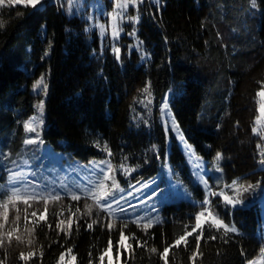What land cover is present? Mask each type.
<instances>
[{
    "label": "trees",
    "instance_id": "16d2710c",
    "mask_svg": "<svg viewBox=\"0 0 264 264\" xmlns=\"http://www.w3.org/2000/svg\"><path fill=\"white\" fill-rule=\"evenodd\" d=\"M105 3L109 9L113 0ZM137 10L135 25L122 24L117 54L90 27L87 11H68L64 0L35 9L0 5V155L24 147V123L43 95L33 84L43 76L42 136L54 149L80 160L109 158L132 181L167 166L203 200L178 136L165 128L167 97L181 139L208 161L211 210L237 231L225 235L211 222L193 231L198 205L176 197L148 224L80 217L62 227L69 212L59 218L48 209L30 216L28 234L0 235V264H57L66 252L74 264H101L109 247L115 255L120 248L122 264H245L264 248V124L253 132L264 89V0H143ZM248 185L255 187H240ZM224 195L241 204L233 208Z\"/></svg>",
    "mask_w": 264,
    "mask_h": 264
},
{
    "label": "rangeland",
    "instance_id": "374dc122",
    "mask_svg": "<svg viewBox=\"0 0 264 264\" xmlns=\"http://www.w3.org/2000/svg\"><path fill=\"white\" fill-rule=\"evenodd\" d=\"M142 1L136 0L133 4L129 0L127 8L121 10L116 8L115 0L109 9L105 0H64L68 11H87L90 27L95 28L102 41L109 42L113 50L118 48L116 42L123 30L122 24L137 23V9ZM43 81L46 84L45 77ZM34 90L43 93L42 97L35 99L34 113L25 121L30 122L35 129V131L25 129L26 140L34 142L29 144L24 142V147L14 156L10 155L9 150L8 154L5 152L0 155L2 164L6 166L3 184L5 195L0 196V235L9 233L15 237H22L28 234L31 231L28 220L30 216L38 211L44 213L48 209L56 213L59 218L62 217L60 216L62 211L69 212L66 218L60 220L62 227H69L80 217L102 220L108 225H115L125 220L148 224L161 218L160 210L163 204L170 202L173 197L195 202L198 208L203 202H209L210 190L205 177L209 169L208 161L198 156L193 148L181 139L177 124L166 103L167 97L162 104L165 128L178 136L179 145L186 156L194 179L205 191L203 200L194 198L191 189L176 178L167 166L166 169L161 167L155 176L132 181L129 179V172L113 165L109 158L80 160L64 151L54 149L42 136L46 97L43 85ZM259 93H264V89ZM258 97L260 110L257 118L259 122L256 120L255 126L257 131L264 124V95ZM41 102H43L42 111L39 108ZM12 174H17L15 180L9 179ZM162 178L165 180L164 185L158 184ZM101 181L103 187H100ZM13 191H17V195L13 196ZM73 194L79 196V199H72ZM54 196H58L59 199H53ZM211 212L213 213L212 210ZM204 222L200 220L201 224ZM209 222H212L211 217ZM124 239L123 235L122 246ZM262 249L245 264L249 261L252 264H264ZM57 264H74L73 254L63 253ZM101 264H122L120 248L115 255L109 247L103 255Z\"/></svg>",
    "mask_w": 264,
    "mask_h": 264
},
{
    "label": "snow or ice",
    "instance_id": "6c2138e0",
    "mask_svg": "<svg viewBox=\"0 0 264 264\" xmlns=\"http://www.w3.org/2000/svg\"><path fill=\"white\" fill-rule=\"evenodd\" d=\"M14 2V0H9V3H12ZM21 2H24L26 3V5L28 6H31L32 8H36L38 5H40L42 3V0H21ZM253 4H255V0H252ZM5 3V0H0V5H3ZM128 3H129V0H115V6L116 8H119L121 10L127 8L128 6ZM131 3H136V0H131ZM115 15H119V13H115ZM3 25L0 24V27H2ZM101 28H103V26L101 25ZM119 49H114V52H116L117 54L119 53ZM41 85H43V88L46 90L47 89V85L44 84V81H43V77H41V79L37 80L34 84H33V88L34 89H37L39 88ZM147 87H145V89H143L144 92H147ZM258 95H264V93H258ZM167 106V105H165ZM39 108L41 109V111L43 110V102H41V104L39 105ZM257 122H259L257 120ZM25 129L28 130V131H35V129L32 127L31 123L30 122H25V125H24ZM253 132L256 133L257 132V129L255 127H253ZM262 138H264V134H262ZM34 141L33 140H26L25 143L26 144H29V143H33ZM155 147V146H154ZM257 147L259 148L260 146L257 145ZM105 150H107V147L105 146ZM260 156H261V159L258 161L261 165H264V149L261 150L260 152ZM223 157H222V153H217L216 156H215V160L219 161L221 160ZM27 163V162H25ZM17 178V174H12L9 179L10 180H15ZM233 185H236L237 184V181H233L232 182ZM257 184H259V182H257ZM100 187H103V182L101 181V184H100ZM241 188H243L244 191H248L249 189L255 187L254 185H248L247 187H244V186H240ZM13 196L17 195V191H13L12 193ZM53 199H59L58 196H54L52 197ZM72 199H79V196L73 194L72 196ZM224 202L228 205H231L233 208H235L238 204H241V201L240 200H233L231 197L227 196V195H224ZM204 204H207L208 201H205L203 202ZM90 207V206H89ZM205 212L208 213V216L211 217V223L209 224V227L210 228H216L217 231H219L221 228H223L224 230V234L227 235V233L229 232H233L235 233L237 231V228L234 226V225H227L224 223L223 220H221L218 215H213V213L211 211H209L207 208H204L203 211H201L200 213L197 214L196 216V225L195 227L193 228V231H196V229H199V228H202V225L200 223V220H201V217H204L205 216ZM35 215V213H34ZM95 223V221H94ZM151 223V222H150ZM111 226V225H110ZM150 226V224H149ZM89 228L92 227L91 224L88 225ZM186 235H191V233H187ZM121 238L123 239V233H121ZM210 239H216L217 237L215 236H210L209 237ZM185 238L182 236L180 237L176 242V246H179V244L181 243L182 240H184ZM200 237L198 236L197 237V240H199ZM227 242V241H225ZM119 243V241H118ZM186 243V241H185ZM198 247V246H197ZM153 251H155V249H153ZM168 252V248H165L164 250V255H166ZM262 253H264V249H262ZM165 264H167V261L165 262ZM248 264H252L251 261L248 262Z\"/></svg>",
    "mask_w": 264,
    "mask_h": 264
},
{
    "label": "built area",
    "instance_id": "2783aa9c",
    "mask_svg": "<svg viewBox=\"0 0 264 264\" xmlns=\"http://www.w3.org/2000/svg\"><path fill=\"white\" fill-rule=\"evenodd\" d=\"M204 208H207L209 211H211V209H210V205H209V202H208L207 204L202 203V204L199 206V208H198L197 214L200 213L201 211H203ZM197 214H196V216H197ZM201 219H202L203 221H205V222H209L210 217L208 216V213L205 212V216H204V217H201Z\"/></svg>",
    "mask_w": 264,
    "mask_h": 264
}]
</instances>
